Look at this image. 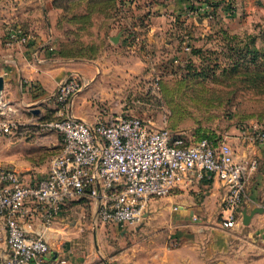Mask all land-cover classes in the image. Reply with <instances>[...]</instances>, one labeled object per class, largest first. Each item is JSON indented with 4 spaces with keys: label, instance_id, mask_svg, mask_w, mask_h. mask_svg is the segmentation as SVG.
Segmentation results:
<instances>
[{
    "label": "crops",
    "instance_id": "0c3cea01",
    "mask_svg": "<svg viewBox=\"0 0 264 264\" xmlns=\"http://www.w3.org/2000/svg\"><path fill=\"white\" fill-rule=\"evenodd\" d=\"M52 2L0 0V76L4 79L0 102L16 106L14 117L26 125L22 138L1 139L23 142L22 151L25 155L30 154V160L33 158L37 162L50 158L48 155L45 159H39L44 150L53 152L57 141L61 145L60 139L37 132L41 129L35 120L43 116L45 106L51 107L52 104L43 102L44 99L56 91L70 71L78 72L88 82L86 89L74 97L71 113L78 119L93 122L101 112L92 106L90 98L92 94L101 96L99 89L112 70L109 59L126 57L129 52L141 47L140 53L144 54L145 48L159 44L160 41L171 51L178 41L166 35L168 31L176 29L174 22L179 20L183 26L191 19L197 24L202 23L203 19L199 15L193 17L188 13L192 5L200 13L205 6L202 0H115L118 15L103 31L107 38L103 52L90 58L66 59L51 54L52 32L61 13V9L53 7ZM16 28L31 31L28 33L31 36L28 44H6L9 32ZM256 130L253 127L236 129V135L226 137L237 162H255L254 168L247 166L246 169L245 197L239 208L240 221L235 227L226 228L221 224L225 195L222 183L214 176L204 175L201 179L194 178L186 187L180 186L168 198L151 199L142 222L129 225L136 228V233L131 235L135 240L133 246L108 255V260L104 259L102 264H264V144L251 141ZM7 145L12 151L10 143ZM1 146L6 147L4 144ZM2 153L7 156H2ZM9 156L8 151L0 149V164L17 168L25 182L35 183L46 175L54 155L47 160V170H40L42 173L36 176L29 173L26 178L22 168L10 163L12 160ZM206 192L205 204L213 203V214L200 215V209L193 207V200L195 196ZM255 208L262 211L252 215L249 223L244 225L242 212L246 210L250 213ZM94 210L89 200L70 201L62 207L47 229L42 228L38 218L32 221L31 227L44 235L54 253L69 256L71 262L68 259V264H101L95 255H88L83 261L74 257L70 243L90 234L95 239L103 235V223L94 221ZM167 211L171 212L169 216H166ZM218 214L222 227L218 223ZM201 220L204 223L213 221V229L194 230V224ZM167 223L178 224L180 228L163 233V239H166L163 244L160 242L161 233L155 228H158V224ZM148 228L149 231L146 230ZM143 233L146 235L139 239L138 235ZM237 240L243 241L241 261L234 259L236 247H239ZM5 254V230L0 219V259Z\"/></svg>",
    "mask_w": 264,
    "mask_h": 264
},
{
    "label": "rangeland",
    "instance_id": "374dc122",
    "mask_svg": "<svg viewBox=\"0 0 264 264\" xmlns=\"http://www.w3.org/2000/svg\"><path fill=\"white\" fill-rule=\"evenodd\" d=\"M213 4V9L199 14L203 19L200 24L193 19L184 26L179 20L174 22L176 29L166 35L178 41L171 51L160 41L145 48L144 54L140 53L141 47L126 57L109 59L110 76L103 80L99 89L101 96L91 95L92 106L101 113L106 110L113 117L132 115L159 125L166 122L173 135H180L188 142L204 134L227 141V136L236 135V129L264 130V0H213ZM117 9L111 2H71L66 11L61 10L54 24L51 54L58 58L81 59L103 52L107 39L103 31L118 15ZM24 32L31 31L25 29ZM185 36L191 47L188 52L182 49ZM252 49L257 52L254 58ZM156 76L159 90L154 95L147 91V85ZM45 107L41 121L51 117L54 111L52 105ZM36 131L60 139L55 131ZM23 144L16 140H0L1 151H8L10 163L22 168L25 178L29 173L31 176L42 173L39 171L46 169L47 160L58 154L61 147L57 141L53 152L44 150L39 156V159L48 155L50 158L37 162L33 158L30 160V154L25 155ZM5 154L2 156L6 157ZM207 194L202 193L193 200V207L200 209V215L213 214V203L205 204ZM170 213L167 211L166 216ZM217 216L220 225V214ZM175 225H157L155 230L161 233V243L165 244L166 240L163 233L180 228ZM103 229L98 239L90 234L70 242L74 257L83 261L88 255H95L102 264L104 259L108 260V255L133 246L135 240L131 235L136 233V228L129 224H103ZM193 229H213V221L204 223L201 220ZM126 230L129 232L124 233ZM145 235H138V238ZM167 242L169 244L170 239ZM237 242L239 247H236L234 259L241 261L243 241ZM66 259L69 256L66 255Z\"/></svg>",
    "mask_w": 264,
    "mask_h": 264
},
{
    "label": "built area",
    "instance_id": "2783aa9c",
    "mask_svg": "<svg viewBox=\"0 0 264 264\" xmlns=\"http://www.w3.org/2000/svg\"><path fill=\"white\" fill-rule=\"evenodd\" d=\"M209 9L205 5L203 11ZM188 14L194 17L200 11L192 5ZM30 39L16 28L9 32L6 44H28ZM182 44L184 51H190L187 39ZM158 79L147 85L151 94H158ZM87 85L78 72L70 71L43 101L54 106V113L35 124L43 131H55L61 140L44 177L27 183L17 168L0 164V219L6 243L0 264H68L31 224L38 218L47 229L70 201H91L96 223L139 224L151 199L169 196L204 175L218 178L225 189L222 226L233 228L239 223L246 169L254 168V161L237 162L223 139L188 142L173 135L166 122L159 125L132 115L113 117L106 110L93 122L78 119L71 105ZM16 112V106L0 102V139L25 135L26 125L14 117ZM251 141L264 144V130H256Z\"/></svg>",
    "mask_w": 264,
    "mask_h": 264
},
{
    "label": "trees",
    "instance_id": "16d2710c",
    "mask_svg": "<svg viewBox=\"0 0 264 264\" xmlns=\"http://www.w3.org/2000/svg\"><path fill=\"white\" fill-rule=\"evenodd\" d=\"M73 1H76V0H53L52 6L55 8H59L62 11H66L68 9L69 4ZM87 2L89 4L96 3V2H99V3H110V2L115 3V0H87ZM202 2H204V5H207L213 9V5H214L213 0H202ZM250 52L253 55L252 58H254V56L257 53L256 50L252 49V50H250ZM53 113H54V111H53ZM52 115H51V117H52ZM51 117H49L47 119H51ZM41 119H44L43 116L41 117ZM203 138H207V139L213 141V143H216L220 139L218 137H215L213 134H204V135L200 136L197 140H200Z\"/></svg>",
    "mask_w": 264,
    "mask_h": 264
},
{
    "label": "water",
    "instance_id": "95a60500",
    "mask_svg": "<svg viewBox=\"0 0 264 264\" xmlns=\"http://www.w3.org/2000/svg\"><path fill=\"white\" fill-rule=\"evenodd\" d=\"M112 40L115 41V39H113V37H112ZM3 84H4V79L2 76H0V94H1V91L3 89ZM34 111L37 112V110H34ZM261 211H262V209H259V208L252 209V211H250V213H247L246 210H244L242 212V223L244 225H247L249 223L250 217L252 215H254L255 213H258Z\"/></svg>",
    "mask_w": 264,
    "mask_h": 264
}]
</instances>
